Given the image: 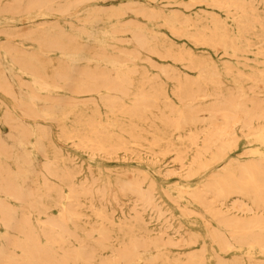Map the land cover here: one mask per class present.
Listing matches in <instances>:
<instances>
[{
    "label": "bare ground",
    "instance_id": "6f19581e",
    "mask_svg": "<svg viewBox=\"0 0 264 264\" xmlns=\"http://www.w3.org/2000/svg\"><path fill=\"white\" fill-rule=\"evenodd\" d=\"M55 1H0V49L38 84L29 87L12 79L4 66L0 90L25 118L56 122L58 140L81 149L87 158L58 148L50 128L16 122L9 108L3 109L9 133L5 137L0 133V154L13 158L10 149L34 136L38 159L23 152L16 158L19 171L14 173L0 157V196L30 207L29 212H17L0 200V264H264L260 260L264 258V164L229 156L208 179V171L204 172L211 166L217 169L231 151L238 154L234 144L241 136L264 143V99L249 100L242 91L218 95L210 88L220 74L212 60L186 49L175 54L171 46H156L140 26L123 30L125 35L119 39L130 43L132 50L112 59L103 49L96 62L81 48L70 46L75 38L48 34L47 47L75 60L74 68L63 67L49 76L39 55L28 52L21 57L24 61L17 60L21 53L9 38L11 28L2 22L32 28L53 12ZM65 1L56 7L64 16H77L73 11L87 6L93 7L92 17H99L106 11L101 6L110 0ZM201 3L229 11L228 20L209 16L210 35L199 32L187 37L238 57L253 51L247 36L255 34L263 43L257 47L262 56L258 63L263 65L244 63L253 69L244 80L263 89L264 69L259 67L264 66V0H182L180 7L186 11ZM133 10L129 5L124 8L128 13ZM135 13L144 17L145 9ZM159 17L164 19L159 12L148 19ZM177 22L193 25L188 17ZM171 30L182 33L176 25ZM88 31L79 32L90 33L89 40L96 41L99 30ZM26 36L30 39L31 32ZM144 51L184 62L197 71L196 78L181 79V74L148 58L156 74L178 81L182 104L164 108L159 116L154 111L161 95L139 93L126 103L138 71L126 69V64L141 60ZM92 64L97 67L91 69ZM225 69L234 73L231 65ZM59 83L73 95L89 97L72 101L47 92ZM98 91L102 92L93 98ZM77 109H90L92 114L81 115L72 126L61 121L60 115ZM119 116L127 123H119ZM155 118L161 127L149 123ZM171 154L172 161L166 159ZM192 177L201 178L196 187L182 184ZM24 179H33L27 189L20 183Z\"/></svg>",
    "mask_w": 264,
    "mask_h": 264
},
{
    "label": "rangeland",
    "instance_id": "374dc122",
    "mask_svg": "<svg viewBox=\"0 0 264 264\" xmlns=\"http://www.w3.org/2000/svg\"><path fill=\"white\" fill-rule=\"evenodd\" d=\"M3 3L8 2L9 0H0ZM182 0H110L105 4L106 7H102L106 11L102 16L92 17V8H80V10L76 11L77 16H64L60 14V12L56 9L59 6H63L66 4L65 0H56L54 2V10L51 12L46 20H43L39 24L36 23L32 28H25L21 22H17L16 24H8L6 22H2V25L6 28H11V36L9 38L13 39V43L17 51H19L20 58L17 60L24 61L21 58L24 54L28 52L35 53L41 57V60L44 62L46 69L48 70V75L52 76L59 69L63 67L74 68L75 60L65 52L59 49L49 48L46 45V37L50 33H56L57 36H64V39L75 38L76 40L72 42L70 46H75L77 49L81 48V52L88 53L89 57L93 58V62L97 61L96 54L101 53L103 49L105 53L109 55L112 59L114 55H119V53L123 50H132L130 43L122 42L119 40L123 37L125 32L123 30L128 28H135V26H140L146 29L147 34L153 41L152 44H155L159 47L171 46L175 54L180 52L181 50H189L195 54V56L212 60L218 69L220 70L219 77H216V80L210 83V88L212 91L217 93L218 95H228V94H237L241 91L247 95V99L249 100H262L264 99V88L254 87L253 82L250 80H244L250 76L249 73L253 71V69L244 66V63L250 64H258L263 65L262 63H258L261 59V55L257 54V47L263 45L256 40L254 37L255 34H242L243 36H247L251 38L250 44L254 45L252 48V52L239 53L240 56H228L223 53L216 52L215 49L209 48V46L205 44H200L194 41H191L187 36H199V32H202L203 35L208 36V28L212 25L207 17L215 16L219 17L222 20H228L229 11L225 9H218L212 6H209L206 3H201L195 5L192 9L182 10L180 7V3ZM186 2H191L192 0H185ZM85 5V4H84ZM133 6L135 10L130 11V13L124 11L125 6ZM104 6V5H103ZM145 9L144 17L137 16L135 13L136 9ZM78 11V12H77ZM161 13L164 16V19L161 17L152 20L148 19L149 15L152 13ZM190 18L192 20L191 26H183L179 25L177 19L182 18ZM177 26L178 29L182 31V33L175 34L172 30V26ZM229 27V25H227ZM85 28L89 30L88 32L97 31L95 33L97 35L96 41L89 40V34L80 33L79 31ZM233 29V27H231ZM42 29H48L46 32ZM206 32H205V31ZM31 32L32 37L30 39L26 38L27 32ZM94 33V32H91ZM234 35L235 32H230ZM61 37V36H60ZM71 37V38H70ZM6 42V40H3ZM66 44H70V41H65ZM248 42H243V45ZM79 47V48H78ZM71 49V47H70ZM0 57L4 65L0 66V69L4 66L7 67L5 71L9 72V75L12 79L19 81L29 87L35 86L38 87L37 82L31 74L25 73L20 66L15 65L13 60L6 56L3 50L0 49ZM117 58V57H116ZM141 60L136 63H128L126 64V69H137L138 71L134 74L133 77V85H132V93L129 97L126 98V103H132L133 99L137 96L136 94L145 93L149 96L151 94L161 95V100L158 103H155L157 106L154 114L159 116L161 110L167 107H179L182 103L179 100L177 95L178 89V81L175 79L167 78L164 76H160L155 73V69L149 64V59H153V64L156 66L165 67L166 69L171 70V72H176L181 74V79L188 78L193 79L197 77V71L193 70L191 67L184 64L181 61H175L170 58H160L154 54L149 53L148 51H144L141 53ZM202 60V59H201ZM86 63V61H84ZM83 62V63H84ZM80 64V63H78ZM231 65L234 67V73L228 74L225 66ZM97 66L92 64L91 69H95ZM259 68L264 69V66H260ZM243 73L240 75L238 72ZM4 73V72H2ZM243 78V79H242ZM48 93H52L55 96L63 97L68 100H80L83 101L87 99L89 96L86 95H73L70 91L66 89L64 83H59L56 87L47 91ZM102 92V91H100ZM100 92L93 93L91 96L93 98H97ZM163 94V95H162ZM199 103L198 100H196ZM9 108L13 117H15L16 122H28L33 127L43 126L46 128H50L52 131V138L61 150L68 151L67 154H74L81 158H87V155L81 151V149L72 147V144L64 143L58 140V127L56 122L43 121V120H29L25 118L22 113L18 110L16 103L9 97L5 96L3 92L0 90V133L2 135L7 136L9 133L8 127L4 123V111L3 109ZM92 110H81L77 109L73 112L67 113L68 115H60V119L63 123L68 126L75 125L77 118L81 115L91 116ZM105 116V113H103ZM111 117L112 122L115 118L114 116L109 115ZM106 119V117H104ZM119 123H127L122 119L121 116L117 118ZM154 126H160L161 122L157 118L153 122ZM240 134V131H239ZM34 136L32 139L27 142L25 141L21 146L16 147L14 149H10V154L13 158L6 157L0 154L2 159V164H4L11 172H18V161L16 158L20 157L23 152L25 154L34 157V159H38V154L33 147ZM234 150L238 152V154L234 151H231L228 158L223 159V161L218 162L217 169L213 166L209 167L208 175L206 179H208L214 172L218 171L222 164L229 160L230 158L241 156L242 161L249 163L253 162L257 165L264 164V143L260 141H250L248 138L241 136L234 144ZM122 152V151H121ZM120 152V153H121ZM249 152V154H245ZM51 153L48 151V154ZM173 155H169L166 159L170 158V161L173 160L171 158ZM37 161V160H36ZM227 162V161H226ZM178 165V164H175ZM201 178L192 177L190 181H183V185L187 184L189 188L196 187L198 185V181ZM22 187L29 188L33 184V179H24L21 182ZM176 184H173L175 186ZM232 198V197H231ZM0 200L5 201L8 205L14 208L17 212H29L30 207L29 204L15 201L8 196H0ZM234 200L228 202L227 205H231ZM177 210V209H175ZM264 213V212H263ZM37 217V215H35ZM40 229V228H39ZM38 229V230H39ZM2 233H6V230L1 227ZM195 251V248H194ZM264 262V258L260 259Z\"/></svg>",
    "mask_w": 264,
    "mask_h": 264
}]
</instances>
